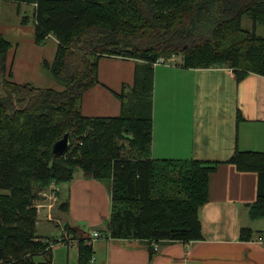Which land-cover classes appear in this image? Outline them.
<instances>
[{"label": "trees", "instance_id": "trees-1", "mask_svg": "<svg viewBox=\"0 0 264 264\" xmlns=\"http://www.w3.org/2000/svg\"><path fill=\"white\" fill-rule=\"evenodd\" d=\"M3 1L36 5L35 41L50 35L59 41L54 62L45 66L65 89L16 82L8 64L14 44L0 32V264H57L50 246L57 239L37 234L34 189L71 182L78 170L111 183L109 237L146 240L151 257L162 241L200 240L199 209L217 163L151 158L154 63L182 55L187 68L227 66L237 79L264 75V34L258 33L264 0ZM244 17L253 29L244 27ZM104 56L142 62L134 90L121 94L120 115L85 116L82 97L100 82ZM66 132L73 152L56 155L54 142ZM125 133L131 134L126 150L136 155L123 154ZM230 162L264 177V157L257 152L236 151ZM68 205L66 200L60 208L68 211ZM255 212L264 216V189ZM66 225L77 239L79 264H93L92 232ZM252 236L243 229L242 239ZM38 255L45 259L38 263Z\"/></svg>", "mask_w": 264, "mask_h": 264}, {"label": "crops", "instance_id": "crops-1", "mask_svg": "<svg viewBox=\"0 0 264 264\" xmlns=\"http://www.w3.org/2000/svg\"><path fill=\"white\" fill-rule=\"evenodd\" d=\"M35 6L32 14L23 12L20 21L26 24L23 31L32 30L33 43L52 42L55 46L51 59L37 60V68L43 70L45 62H54L59 41L52 35L41 44L35 41ZM31 21L30 30L27 22ZM180 56L154 65L151 158L217 163L209 177L208 200L199 209L203 237L189 243L162 241L152 257L146 240L109 237L111 185L76 173L71 182L57 185L59 201L62 197V202L69 200L68 211L57 214L70 227L83 226L103 234L92 243L93 264H264V242L259 240L264 235V216L255 212L264 177L261 180L259 172L241 171L230 162L236 151L257 152L264 157V75L251 72L237 79L235 70L227 66L187 68ZM138 64L142 62L133 58L101 57L100 82L84 92L81 113L89 117L120 115L121 94L134 88ZM12 67L14 80L25 82L27 77L17 73L16 59ZM97 208L99 215H92ZM82 211L95 217L81 215ZM42 212L37 234L56 238L60 233H40L39 225L48 220V209ZM243 229H251L253 236L242 239ZM77 244L68 247L66 263L55 255L54 247L51 259L57 264H79Z\"/></svg>", "mask_w": 264, "mask_h": 264}, {"label": "rangeland", "instance_id": "rangeland-1", "mask_svg": "<svg viewBox=\"0 0 264 264\" xmlns=\"http://www.w3.org/2000/svg\"><path fill=\"white\" fill-rule=\"evenodd\" d=\"M32 7L33 5H29V4H20V6L18 7V4L16 3L0 1V32L3 33L6 39L13 42L14 44V47L9 53L8 64H11L12 66V61L14 63L16 59L17 73H21V75L27 77L26 80H24L25 82L23 83L30 82L36 87L54 88L58 90H63L65 89L64 84L54 76L51 69H48L47 67L43 66V70H42L41 68H37V64H36L37 60H39L41 57H44L45 59H51V57H53L54 52H55V51L53 52V50H55V46L53 45V43L47 42L41 45H37L33 43L32 41L33 33L31 32L32 31L31 28H33L32 21L29 24L27 22V27L30 28L31 31L29 32L27 28H25L23 31V26H25L26 24L21 23L22 21H20V17L22 18L23 12L27 14H32ZM243 25L245 28L251 27L253 29V23L247 17H244ZM258 33L264 34V28L260 27ZM44 74L47 76V78L44 77ZM28 75H30L33 78H28ZM35 75H36V79H34ZM133 90L134 88L130 90L129 92L131 93L133 92ZM12 93L14 94L13 97H15V101H18L19 94L13 91ZM124 136H125V140L120 141V144H124L125 146L123 150V154L136 155V154H129L130 151H132L131 148L129 149L130 151L126 150L128 147V143H129L128 139L131 138V134L125 133ZM73 146L67 151V153L73 152L72 151ZM76 173L80 174L82 173V171L78 170ZM76 173H75V176L77 175ZM104 182L108 186L111 185L109 180H105ZM52 183L55 184L54 182ZM52 183L50 184L51 186H49L48 188L39 190V188L36 186L34 189L36 198L32 206L37 210L38 220L41 218V216L44 215L42 214L43 212L41 213L39 212V209H42V210H44L45 208L48 209V207H43L41 205H49L51 203V200L49 199V197L44 196L43 193L49 192L51 189L54 188ZM64 188H65V185H63L62 189ZM56 192L58 194V190H56ZM174 192H175L174 189L170 190L171 194H174ZM63 198L64 197H62L60 201L58 199V201L54 203V207L52 209V218H54L53 222H47L48 220H51V219L49 218L48 214L45 213L46 220L47 219L48 220L43 222L41 225H39V230L41 234L58 235L60 233V228L57 229L56 226L58 227L59 222L66 224L63 218L59 217L57 214L58 211H61V212L65 211L64 209L59 208L60 207L59 205L64 200ZM108 209H109L108 211L111 213V203L108 204ZM81 215H88L89 217L93 218L99 215V210L98 208L93 210L92 215H95V216H91L90 213L88 214L85 211H82ZM54 223H56V226ZM53 247H54L55 255L57 257H61L63 262L66 263V261L68 260L67 250H68V247L70 246H68L67 244L58 243L56 246H53ZM35 259L37 261H43L44 256L38 255ZM71 264H76V262L74 261V263H71Z\"/></svg>", "mask_w": 264, "mask_h": 264}, {"label": "built area", "instance_id": "built-area-1", "mask_svg": "<svg viewBox=\"0 0 264 264\" xmlns=\"http://www.w3.org/2000/svg\"><path fill=\"white\" fill-rule=\"evenodd\" d=\"M167 62L165 59L161 58V59H158L155 63V64H159V63H165ZM54 188L51 189L49 192H44L43 195L44 196H48L49 199L51 200V203L49 205H41L43 207H48V216L51 220H53L54 218H52V209L54 207V203L56 201H58V195H57V185L56 184H53ZM39 212L41 213L42 212V209H39ZM60 226V235L57 236L55 239H57L56 242L54 241H51V244L50 246L53 247V246H56L58 243H63V244H67L68 246H73L74 244L77 243V239L73 238V235L70 233L68 227L66 224H63L62 222L58 224ZM102 237V233L99 231V230H95L93 233H92V243L98 239V238H101ZM259 240L261 242H264V235L262 236H259ZM45 241H48V239H45ZM155 249L158 250L159 249V245L158 244H155ZM95 256H93L91 262L94 263L95 261Z\"/></svg>", "mask_w": 264, "mask_h": 264}, {"label": "water", "instance_id": "water-1", "mask_svg": "<svg viewBox=\"0 0 264 264\" xmlns=\"http://www.w3.org/2000/svg\"><path fill=\"white\" fill-rule=\"evenodd\" d=\"M74 141L71 138L69 132H66L63 136L59 137L53 145V152L56 155H62L67 153V151L73 146ZM109 228V225H108Z\"/></svg>", "mask_w": 264, "mask_h": 264}, {"label": "bare ground", "instance_id": "bare-ground-1", "mask_svg": "<svg viewBox=\"0 0 264 264\" xmlns=\"http://www.w3.org/2000/svg\"><path fill=\"white\" fill-rule=\"evenodd\" d=\"M161 59V58H160ZM164 59V58H163ZM53 184V183H52ZM51 186V185H50Z\"/></svg>", "mask_w": 264, "mask_h": 264}]
</instances>
